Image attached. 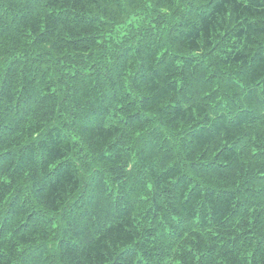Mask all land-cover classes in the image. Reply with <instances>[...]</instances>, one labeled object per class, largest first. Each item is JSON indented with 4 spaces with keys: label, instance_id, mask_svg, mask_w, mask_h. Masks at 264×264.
Returning <instances> with one entry per match:
<instances>
[{
    "label": "trees",
    "instance_id": "16d2710c",
    "mask_svg": "<svg viewBox=\"0 0 264 264\" xmlns=\"http://www.w3.org/2000/svg\"><path fill=\"white\" fill-rule=\"evenodd\" d=\"M0 264H264V0H0Z\"/></svg>",
    "mask_w": 264,
    "mask_h": 264
}]
</instances>
